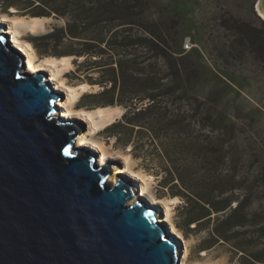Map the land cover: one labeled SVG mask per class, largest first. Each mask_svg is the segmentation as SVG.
Segmentation results:
<instances>
[{
  "label": "rangeland",
  "instance_id": "obj_1",
  "mask_svg": "<svg viewBox=\"0 0 264 264\" xmlns=\"http://www.w3.org/2000/svg\"><path fill=\"white\" fill-rule=\"evenodd\" d=\"M23 1L25 0H0V13L9 17L21 18L25 22L35 18L42 20V24L36 32H32L25 23L18 26L24 40L45 36L55 27L64 26L65 19L63 17L56 18L53 13L51 17H43L32 15L40 10L26 12L29 8L26 9L27 5H24ZM33 1L36 5L38 0ZM258 1L148 0V8L144 17L146 23H143L145 27L157 34H164L168 38L176 57L185 55L182 63L187 71L195 68L198 72L197 77L195 76L190 81L186 79L184 82L187 89L191 88L188 97L179 99V94L175 93L161 96L159 100L161 107L179 112L178 116L183 119V124L190 127L187 131L188 134L195 132L201 135L205 143L214 151L210 168L208 170L193 169V176L191 181L188 180L187 185L190 188H197L202 193L213 191L211 193L215 202L228 198L233 201L232 207L237 204L242 205L243 212L237 213L239 215L232 221L241 219L240 215L247 214L249 216L250 223L247 226L227 229L226 235L231 236V241L217 239L213 233L219 222L226 220V215L221 216L220 213L210 212L209 217L185 227L189 217L186 210L182 212L181 210L187 204L181 197H172L171 195L183 191V189L178 184H176L178 185L176 188L174 187L173 183L176 181L166 187H161L160 183L167 175L165 168L168 165L164 162L161 149L163 146L168 147V138L160 136L156 144L151 145L149 134H133L132 140H135L140 148L137 147V151H132L133 144L122 146L116 144L115 139L108 138L104 133L106 127L99 128L94 135V139L102 142L112 154L108 166L114 168L115 171L109 177L114 174L116 179L131 182V185L135 186L134 190L140 189V183L135 179L118 173L123 162L117 158H124L125 155L135 170L151 176L150 191L155 197L162 198L161 200L164 202L155 207L159 211V221L162 214H165L164 205L168 203V199L176 200L171 205L170 223L173 226L175 223L182 225L178 229L180 236H175L176 242L179 244V263L181 264H197V262L203 261L212 262V264H264L251 257V255L264 257V237H260L261 230L253 224L255 221L256 223L264 222V64L257 61L250 53V49L245 44L239 43L234 33L225 30L220 22L223 17H232L259 26L264 20L255 12ZM171 20L177 22L176 29L172 28ZM109 28L108 25L100 24L89 28L87 32L91 37H103L107 41ZM131 29V34L137 33L135 28ZM111 31L113 32V30ZM185 40L189 41L191 45H196V48L184 50ZM50 49L51 52H55V49ZM81 49L83 46L77 39L69 38L63 40L58 47V51L65 53ZM36 54L38 58H57L47 54L38 55L37 52ZM68 57H70L69 65L61 71L64 83L69 87H75L82 83L89 86L88 91L77 96L73 108L85 111L93 110L95 108L87 106L83 97L90 93H97L102 89L96 84V80L102 77L101 73L89 71L90 73L87 75L91 77V81L83 79L86 74L82 76L75 73L77 66L83 62V58ZM112 66L115 67L114 64ZM53 70L56 71V68ZM45 73L49 75V73ZM162 74L160 73V75ZM164 83L171 85L172 81L167 78ZM58 93L62 95L60 99H64L66 92L59 91ZM192 97L198 98L197 101ZM199 102L207 103L216 111L212 133L203 124L206 107L202 104L198 106ZM114 107H120L121 111L112 117L110 124L121 119L126 110L123 106L114 105L112 108ZM195 111L197 114L194 113ZM58 113L60 114V110ZM71 122L82 128L81 133L86 132V121L75 119ZM120 132L122 135L128 133L125 129H121ZM81 133L76 137V144ZM79 148H89L91 152H96L90 146ZM185 158L188 159L187 155L183 156V159ZM134 194L137 196L136 191ZM147 197L149 199L139 197V200L148 203L151 197L149 195ZM133 199L135 202L138 197ZM190 206L193 214L198 213V208L193 203ZM254 214L258 217L253 218ZM170 223H166L167 227L171 225ZM235 245L243 247L244 253L235 250L233 248ZM203 253H206L207 256H202Z\"/></svg>",
  "mask_w": 264,
  "mask_h": 264
},
{
  "label": "water",
  "instance_id": "obj_2",
  "mask_svg": "<svg viewBox=\"0 0 264 264\" xmlns=\"http://www.w3.org/2000/svg\"><path fill=\"white\" fill-rule=\"evenodd\" d=\"M47 77L0 24V264H179L167 225L129 204L130 182L111 185L112 167L75 146L82 128Z\"/></svg>",
  "mask_w": 264,
  "mask_h": 264
},
{
  "label": "trees",
  "instance_id": "obj_3",
  "mask_svg": "<svg viewBox=\"0 0 264 264\" xmlns=\"http://www.w3.org/2000/svg\"><path fill=\"white\" fill-rule=\"evenodd\" d=\"M22 3L27 5L26 9L29 8L26 12L40 10L38 13H31L33 16L51 17L53 13L56 18L65 19L63 27H55L45 36L27 39L38 55L83 58L84 64L81 62L75 73L82 76L86 74L83 79L86 78L88 81H91L88 73L92 71L101 73L102 77L96 80V84L102 89L83 97L87 106L96 109L119 105L126 109L121 119L104 129L108 138L115 139V143L122 146L133 144L132 151L140 148L135 140H132L133 134H149L151 145L156 144L160 136L168 138V147L163 146L161 149L164 162L168 165L165 168L167 175L160 183L161 187H166L176 181L173 183L174 187L179 185L183 189L171 195L181 197L187 204L181 210V212L186 210L189 217L185 227L209 217L210 212L220 213L221 216L226 215V220L220 221L213 233L217 239L231 241V236L226 235L229 227L242 228L250 223L247 214L240 215L241 219L232 221L239 215L237 213L243 212L242 205L232 207L233 201L228 198L215 202L212 198L213 191L202 193L197 188H190L187 185L193 176V169L210 168L214 151L201 135L195 132L188 134L190 127L183 124V119L178 116L179 112L161 107L159 99L161 96L175 93L179 94V99L188 97L191 88L187 89L184 82L186 79L190 81L197 77L198 72L195 68L189 71L184 68L182 59L185 55L176 57L170 41L164 34H157L144 26L148 0H38L36 5L33 0H25ZM170 22L172 28L176 29L177 22L175 20ZM220 22L225 30L234 33L239 43L250 49V53L257 61L264 64V22L255 26L232 17H223ZM100 24L110 26L107 41L103 37H91L87 32L89 28ZM131 28H135L137 33L131 34ZM67 38L77 39L83 49L70 53L58 51L60 43ZM50 48L55 49V52H51ZM167 78L171 79V85L164 83ZM192 98L196 101L198 99ZM200 104L206 107L203 124L212 133L216 111L205 102H199L197 105ZM196 112L194 113L197 114ZM121 129L128 131L127 135H122ZM185 155L188 157L186 160L183 159ZM192 203L198 208V213H192L191 206L189 207ZM257 217L256 214L253 215V218ZM253 224L261 230L260 237H264V222L255 221ZM181 226L175 223L177 229ZM233 248L244 253L243 247L239 245ZM251 257L257 262L264 263L262 256Z\"/></svg>",
  "mask_w": 264,
  "mask_h": 264
},
{
  "label": "bare ground",
  "instance_id": "obj_4",
  "mask_svg": "<svg viewBox=\"0 0 264 264\" xmlns=\"http://www.w3.org/2000/svg\"><path fill=\"white\" fill-rule=\"evenodd\" d=\"M256 8L258 14L264 20V0H259L256 4ZM21 23H25L26 25H28V27L32 30V32H36L38 27L42 24V20L35 18L25 22L21 18L9 17L6 14L0 13V24L4 25L5 30H7L5 31V34L8 36V43L23 55L25 59L26 69L28 71H33V74L34 72H43V71L49 73V75H47L48 77L46 81L51 84L54 91L56 92L64 91V93L66 92V95H64V99H61V102H58L56 104L58 111L60 110V115L63 118L67 119L68 121H72L75 119L86 121L87 130L86 132L83 131L80 134L77 144L75 142L76 147L79 148L81 146H88V147L90 146L97 152L98 155L96 154V152H92V154L97 155L98 162L101 165H108L110 159H112V154L105 148V145L102 142L94 139V135L99 128L104 129L105 127H107L110 124L112 117L118 112H120L121 108L100 107L86 111L73 108L77 96L88 91L89 86L85 83H82L75 87L67 86L64 83L63 78H61V71L69 65L68 60L70 59V57L68 58L63 57L61 59L38 58L36 51L34 47L31 45V43L23 39V35L21 34L20 29L18 28V26ZM191 48H196V45H191ZM53 68H56V71H54L55 69L53 70ZM79 149H83V148H79ZM117 159H120L123 162L122 167L119 168L120 172L118 173L126 176L127 178L135 179V181L140 183V189L138 190H134L135 186L130 185L133 193L135 191L137 192L136 194L137 196H135L134 194V198L138 197L139 199V197H141L143 199H146L148 198L147 195H149L151 199L148 200L149 201L148 204L151 206V209L154 210L155 217L156 219H158L159 211L158 209H155V207L156 205H159V203H164V202L161 200L162 198H157L154 196V194L151 193L150 191V180H152L151 176L141 174V172L135 170L132 167L131 163L129 162V158L126 155L124 156V158H117ZM112 170L115 171L114 168ZM114 176L115 175L112 174L107 179V182H109L111 185H114L118 180ZM175 201L173 200V198H171L170 200L168 199V203L164 205L166 210L165 214H162L160 221L158 220L159 223L169 224L171 222V218H170L171 205H173ZM130 202L131 204L132 202L134 203V199L132 201L130 200ZM167 231L169 235L176 237L180 236L179 230L175 226H173V224L168 226ZM176 254L178 256L180 254L179 246H177ZM202 256L206 257L207 255L206 253H203ZM197 264H212V262L210 263L207 261H203V262H197Z\"/></svg>",
  "mask_w": 264,
  "mask_h": 264
},
{
  "label": "built area",
  "instance_id": "obj_5",
  "mask_svg": "<svg viewBox=\"0 0 264 264\" xmlns=\"http://www.w3.org/2000/svg\"><path fill=\"white\" fill-rule=\"evenodd\" d=\"M190 48H191L190 42L185 40L184 45H183V49L184 50H189Z\"/></svg>",
  "mask_w": 264,
  "mask_h": 264
}]
</instances>
